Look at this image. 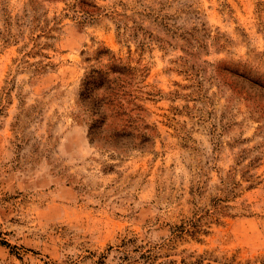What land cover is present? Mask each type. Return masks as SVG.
Returning a JSON list of instances; mask_svg holds the SVG:
<instances>
[{
  "label": "rangeland",
  "instance_id": "374dc122",
  "mask_svg": "<svg viewBox=\"0 0 264 264\" xmlns=\"http://www.w3.org/2000/svg\"><path fill=\"white\" fill-rule=\"evenodd\" d=\"M0 239L264 264V0H0Z\"/></svg>",
  "mask_w": 264,
  "mask_h": 264
},
{
  "label": "trees",
  "instance_id": "16d2710c",
  "mask_svg": "<svg viewBox=\"0 0 264 264\" xmlns=\"http://www.w3.org/2000/svg\"><path fill=\"white\" fill-rule=\"evenodd\" d=\"M103 91H105V93H109V95H112V93H113V89H111L110 86H107V88H105V90H103ZM100 102H101V105L105 104L104 99ZM0 245L5 246V247H9V244L3 239H0Z\"/></svg>",
  "mask_w": 264,
  "mask_h": 264
}]
</instances>
